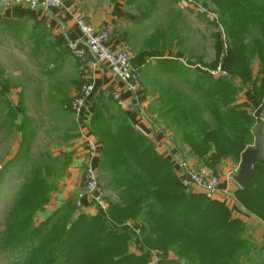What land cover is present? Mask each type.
I'll list each match as a JSON object with an SVG mask.
<instances>
[{
  "label": "trees",
  "instance_id": "obj_1",
  "mask_svg": "<svg viewBox=\"0 0 264 264\" xmlns=\"http://www.w3.org/2000/svg\"><path fill=\"white\" fill-rule=\"evenodd\" d=\"M200 1L215 7L209 23L229 40L222 61L226 77L192 71L176 59L157 58L152 67L147 63L152 55L145 51L138 59L148 61L137 71L158 95L157 118L188 156L214 170L223 160L238 163L254 143L258 121L238 103V96L251 84L254 97L264 98V0ZM215 31V60L203 64L198 59L207 70L216 69L222 52ZM108 98L114 104L112 95ZM89 126L101 149L97 173L102 190L112 197L107 213L76 214L68 200L37 219L68 172L70 158L39 153L33 163L30 149L20 146L12 164L21 186L7 204L0 247L15 258L9 264H147L151 254L159 257L158 264H264L263 244L247 236L246 224L221 200L184 187L182 173L176 175L171 162L130 126L116 104L106 107L98 99ZM234 199L247 215L264 223V163ZM128 222L137 224L138 235L124 229ZM132 241L139 255L129 251Z\"/></svg>",
  "mask_w": 264,
  "mask_h": 264
},
{
  "label": "crops",
  "instance_id": "obj_2",
  "mask_svg": "<svg viewBox=\"0 0 264 264\" xmlns=\"http://www.w3.org/2000/svg\"><path fill=\"white\" fill-rule=\"evenodd\" d=\"M78 20L85 22L96 31L109 30L110 46L113 50L128 47L132 55L141 51L149 52L152 59L147 63L150 65L156 58V54L144 45L145 42L140 41L141 34H134L127 40L124 39L130 24L125 13V4L121 2L91 0L89 3L86 0H63L59 8L40 10L24 5H0V143L2 147L10 148L9 158L13 157L12 153L22 146L25 136L28 139L29 134H34L40 129L36 127L31 133L28 132L31 130V125L34 126L36 122L32 121L30 124L26 119L29 116L26 105L27 94H30L38 107L47 112L52 111L55 115H62L67 112L64 109L66 104L64 101L75 97L85 84H92L94 87L79 122L75 121L72 115L66 114L75 122L76 130L71 133L68 128L65 130V123H58L60 130L53 127L49 133L51 141L62 142L56 139L58 134L64 142H67L55 145L62 146V150L70 158V166L66 178L58 185L60 188L63 186L62 191L60 189L57 191L59 198L56 199L54 206L48 204L52 209H48L47 212H54L72 196L76 199L77 194L82 191V170L86 158L84 138L94 139L89 126L92 107L100 98L106 107L114 105L113 98L114 104H110L108 96L121 93L126 108L123 111L119 110L125 115L130 126L148 138L155 151L171 162L176 175L181 174L182 165H185L184 170L193 173L202 167L207 169L219 179L220 190L228 192L229 197L221 202L231 215L236 219L243 217L242 222L250 230L255 232L263 230L262 223L255 217L247 215L234 199V193L239 188L234 183L233 176L237 174L235 171L239 162L223 160L214 170H210L203 161L188 156L187 150L175 136L173 137L171 130L157 118L160 104L156 93L137 91L132 94L124 88L121 81L115 79V75L105 65L98 64L87 69L77 63L71 55L69 45L72 42L79 43L81 40L76 25ZM135 40L136 44L133 43ZM129 51L127 52L131 55ZM252 69V77L255 78L257 65H252ZM242 88L238 103L246 106L258 122H264V98L258 101L254 97L251 84ZM45 124L51 125L48 119L43 118L36 126ZM100 186L101 188L104 186L102 181ZM191 191L195 192L194 189ZM104 193L109 199L108 192L104 191ZM78 211L81 212L80 214H96L88 198L83 200V210ZM129 246L131 253L139 255L133 241ZM157 258L159 259L158 256Z\"/></svg>",
  "mask_w": 264,
  "mask_h": 264
},
{
  "label": "rangeland",
  "instance_id": "obj_3",
  "mask_svg": "<svg viewBox=\"0 0 264 264\" xmlns=\"http://www.w3.org/2000/svg\"><path fill=\"white\" fill-rule=\"evenodd\" d=\"M86 1L90 3L91 0ZM109 2H121L122 4H125V13L130 24L128 32L124 37L125 40H127L128 37L134 34H141L140 41L143 40L145 42V46H148V44L150 45L152 52L156 54L155 59L161 58L160 56H167L171 58L173 57L172 59L175 58L183 66L191 68L192 71H203L207 73L205 71L207 69L203 67V64H209L215 60L213 52L214 43L212 40V35L214 34L215 29L209 23V21L211 22V19H215V15L213 13L215 7L212 4L207 2L205 3L200 0H109ZM202 9H206L207 13H203L201 11ZM124 31L125 29L123 30L122 34H124ZM215 32H217L219 36H221L220 42L222 43V52L216 60H218L217 65L219 63H221L222 65V61L226 58L225 52L226 50H228L229 40H227L228 38L222 29H216ZM169 35H171L170 38ZM249 37L252 38V36ZM171 39L173 42L171 45H169ZM178 41L179 43H181V45L178 44ZM248 41L249 38H247L246 42ZM133 43L136 44V40L133 41ZM139 43H137V46L139 45ZM127 45L129 46L128 43ZM160 47H163V53L159 52L158 49H160ZM126 50L129 51L128 47ZM138 55V53L134 55H132L131 53L132 60L136 69H139L138 67H141L148 61L147 57L138 59ZM185 56L188 57V60ZM191 57L192 59H190ZM198 59H200L203 64L198 63ZM155 63L156 61L153 60L151 66H156ZM254 64L255 63H253V66ZM149 69L150 68H146V71H148ZM1 78H3V75H1ZM139 80L138 91H147L150 93H154L153 91H149V84L145 82L143 76L139 75ZM27 98L28 100L26 101V105L29 116H27L28 118L26 119L30 121V124L32 121L33 123L35 121L36 124L39 125L43 118L48 119L51 123V125L45 124L40 126H36V124L34 123V126L31 125V130H29L28 132L31 133V131L36 127H40L39 131L34 134H29V138H25L22 141V146L30 149L29 153L31 155V159L33 157V163L37 162L39 153L51 154L52 157L65 154L62 150V146L55 144H64L67 142H64V140L61 138V136L59 137L58 134H56V139H59L62 142H53L51 141L49 133L53 130V127L59 128L60 130V125L58 123H65V130H67L66 128H68L71 133L74 132L73 130H76V124L74 121H72V118L70 116L66 115L72 114L67 111L66 114L55 115V113L52 111L47 112L45 109L38 107L30 94H27ZM70 100H66L64 101V103H68L70 102ZM18 149H16V151L12 153L13 157L9 158L8 153L10 148L6 146L2 147V144L0 143V247L2 246L1 238L3 236V219L5 217V213L7 212V204L15 195L13 193L20 188H18V186H21L18 173L17 171H15V166L12 164L14 163L13 158L17 156ZM59 161L61 163L65 162L63 160ZM66 175L64 176V178H66ZM58 187L59 188L57 189V191L59 189L62 191L63 186L61 188L60 186ZM57 191L54 193L49 202V204H51L52 206H54L56 199L59 198V196L57 195ZM68 200H70L72 203L74 213L80 214L81 212L76 210L74 207V203L76 200L75 197L72 196V198H69L66 201ZM48 209H52V207L46 205L44 211L41 213L42 216H40L39 214L37 219L44 218ZM239 219L242 221L243 217H240ZM262 225L264 226V223H262ZM124 227L137 235L133 230V228H137L136 223L128 222ZM263 233L264 229H261V231L259 230V232H255L254 230L249 229L247 232V236L251 238L253 237L255 243L257 242V245H259V242H261L262 240ZM14 259L8 252L2 251V249L0 248V264H9L10 260ZM148 263L149 262H147V264Z\"/></svg>",
  "mask_w": 264,
  "mask_h": 264
},
{
  "label": "built area",
  "instance_id": "obj_4",
  "mask_svg": "<svg viewBox=\"0 0 264 264\" xmlns=\"http://www.w3.org/2000/svg\"><path fill=\"white\" fill-rule=\"evenodd\" d=\"M63 0H0L1 6L24 5L31 8L43 7L44 9H55L62 5ZM207 13L206 9L201 10ZM77 29L81 35V46L77 42L69 45L72 57L81 66L90 69L98 64L105 65L115 76L119 77L124 88L136 93L139 89V75L137 69L133 66L131 55L123 48L113 50L110 46V31H96L85 22L78 20ZM211 77H226L221 63L214 70H205ZM92 84H85L81 87L78 94L73 97L69 103L64 105V109L70 112L75 120L79 118L85 110L86 104L93 92ZM113 101L119 109L125 110L126 105L122 102L121 93H114ZM86 158L83 167V189L77 194L75 200V209L83 210V200L88 198L90 204L95 209L96 214L105 215L109 209L110 201L100 186V180L97 173L101 149L94 139L84 138ZM182 165V185L192 187L202 192L208 199L226 200L229 197L227 191H221L219 188V179L205 168H200L197 172H188ZM238 171V169H237ZM237 171H235L237 173ZM138 235L137 228H133ZM264 247V233L262 237ZM158 258L151 254L148 264H157Z\"/></svg>",
  "mask_w": 264,
  "mask_h": 264
},
{
  "label": "water",
  "instance_id": "obj_5",
  "mask_svg": "<svg viewBox=\"0 0 264 264\" xmlns=\"http://www.w3.org/2000/svg\"><path fill=\"white\" fill-rule=\"evenodd\" d=\"M35 9H44L43 7H35ZM117 81L119 77L115 76ZM254 143L248 147L240 155V161L237 174L233 177L234 183L239 189L251 180L254 173L258 169V165L264 163V122L259 121L253 129Z\"/></svg>",
  "mask_w": 264,
  "mask_h": 264
}]
</instances>
